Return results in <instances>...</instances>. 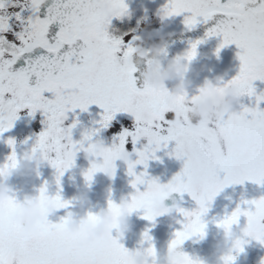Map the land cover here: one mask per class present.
<instances>
[{
    "label": "snow or ice",
    "instance_id": "6c2138e0",
    "mask_svg": "<svg viewBox=\"0 0 264 264\" xmlns=\"http://www.w3.org/2000/svg\"><path fill=\"white\" fill-rule=\"evenodd\" d=\"M113 2L121 9L128 8L125 0ZM45 5L46 15L41 18L39 13ZM261 8H264V0H168L163 6L162 13L166 17L190 13L184 19L188 29L211 22L206 37H222L217 54L225 46L235 44L240 49L237 53L240 68L233 79L241 82L246 97H255L254 106L243 104L235 115L225 116L218 126L210 125L201 135L193 137L170 127L173 114H165L158 97L137 87L133 65L122 69L114 63L115 54L122 51L123 40L108 35L93 37L91 28L98 19L94 0H0V134L13 127L22 110L27 109L30 114L40 110L46 117L45 128L31 151L47 153L45 158L56 169L59 186L65 171L74 165L77 153L89 150L90 143L85 146L84 141H91L101 128H109L117 114H131L134 127H122L116 134L117 142L106 147L100 159L90 162L84 179L91 182L96 173L109 168L114 176L118 152L127 150L131 144L137 158L127 162L128 175L133 177L131 187L135 190L130 196V211L143 210L141 218L154 222L151 201L164 197L169 191L188 193L197 205L192 210H177L183 217H191L187 223L180 222L182 229L174 233L168 244L169 250L181 249L189 231L201 237L206 235L202 217L225 187L245 181L264 185V108L260 106L264 92L257 94L253 85L254 81L264 82V32L256 34L247 30V21ZM25 11L29 13L27 16ZM53 24H58L59 28L50 36ZM200 43L201 40L191 43L189 60L196 55ZM131 51L129 44L123 55ZM20 61L23 63L15 67ZM61 86L63 92L59 90ZM73 92L77 94L72 95ZM45 93H50L52 98ZM90 105L103 110L97 122L100 127L86 132L83 140L74 141L72 128L79 121L65 127L55 114L75 109L87 111ZM146 109L155 119L141 121L140 113ZM233 134L243 138L242 151L232 149L229 138ZM142 139L147 143L137 149L135 146ZM171 141L175 142V147L169 155L182 160L183 166L167 184L149 178L146 171L136 173L137 165L147 169V161L159 159L156 152ZM7 144L13 146L15 141L10 138ZM16 159L13 148L6 162L0 164V175L14 167ZM220 172L225 173L223 179L219 177ZM140 185H144L145 190L141 191ZM37 196L45 218L38 225L39 231L33 234L22 233L9 219L20 204L14 195L0 205V264H7L8 256L16 257L17 264H124L123 258L129 249L121 243L115 225L106 242L92 246L81 258L72 252L62 259L54 258L53 249L77 237L68 236L64 230L71 211L54 222L46 217L44 205L51 202L60 210L69 209L72 202L64 200L59 191L49 196L46 186L39 188ZM242 204L245 207L238 204L230 215L217 222V227L239 223L242 216L249 222L264 219V195L243 200ZM107 206L113 211L118 208L112 199L107 201ZM87 217L90 222L96 220L95 212L88 211ZM254 239L264 245V235ZM247 242H240L238 253L244 251ZM140 245L153 255L159 253L148 229L143 232ZM179 257L178 264H203L184 251ZM223 259L224 264H235L236 254Z\"/></svg>",
    "mask_w": 264,
    "mask_h": 264
},
{
    "label": "clouds",
    "instance_id": "9594fccd",
    "mask_svg": "<svg viewBox=\"0 0 264 264\" xmlns=\"http://www.w3.org/2000/svg\"><path fill=\"white\" fill-rule=\"evenodd\" d=\"M98 19L92 25L91 31L96 36L108 35L110 38L122 39V37L114 36L110 33L113 18L121 19L130 18L131 12L129 8L121 9L115 5L113 0H94ZM166 18L162 13L161 19ZM247 30L250 33L259 34L264 32V8L257 11L254 18L247 21ZM128 35V33H124ZM132 51L127 56L115 54L114 63L119 68H127L132 66L133 56L146 61V70L142 73L143 88L152 96L159 98L162 111L167 114H173L172 120L169 122L170 127L176 130L186 131L193 137L201 135L204 129L210 125H219L225 116L235 115L240 107L244 104L246 92L240 81L233 78L223 81L217 76L213 79H205L199 87L197 94L189 95V88L192 81L188 79L189 73L194 69L192 62L196 59V55L189 60L188 51L177 54L167 59V41L163 36L160 42L145 46V41L141 36L133 35L131 41ZM166 82H173L172 87H168ZM64 91L63 86L59 89ZM76 95L77 93H71ZM70 111L58 112L55 114L56 119L62 124L68 120ZM141 121H151L155 119V115L144 110L140 113ZM232 149L234 151H242L245 147L243 138L233 134L230 138ZM105 144L96 140L90 143L89 150H82L86 158L90 162H95L102 157L105 150ZM44 151L26 152L15 161L14 167L10 168L5 174L0 175V205L5 204L12 191V186L8 183L9 177L16 175L21 178L39 175V169L47 161ZM134 152L128 150H120L117 154L116 161L127 162L133 160ZM89 168V167H88ZM83 170L84 173L88 170ZM109 177L111 168L103 172ZM175 192H167L164 197H156L151 201V212L158 218L162 216H172L173 213L182 208L181 202L173 196ZM170 200L168 204L166 201ZM91 201L87 191H82L77 198L76 206L78 211H71L67 223L65 225V233L70 237H77L71 243L56 247L52 251V256L56 259H62L66 253L72 252L77 258H81L88 250L95 245L106 242L113 225L116 226V234L123 239L125 234L131 230L130 217L134 212L130 211L131 199L124 197L117 203L118 208L113 209L107 206L96 214V220L90 222L85 209L90 206ZM40 201L38 196H27L16 207L15 211L9 216L13 225H15L24 234H33L39 231L38 225L45 216L41 215ZM46 217H50L57 211L55 205L51 202L44 205ZM191 217H184L187 223ZM223 235L216 245V253L210 264H224V257L232 254H239L237 248L240 242L248 239H254L258 235H264V219L257 218L252 221H246L241 227L239 223H231L225 225ZM198 233L189 231V235L185 241L202 239ZM181 249L167 248L166 252L153 255L143 247L129 249L127 255L123 258L124 264H178L179 253ZM7 264H17V258L8 256Z\"/></svg>",
    "mask_w": 264,
    "mask_h": 264
},
{
    "label": "rangeland",
    "instance_id": "374dc122",
    "mask_svg": "<svg viewBox=\"0 0 264 264\" xmlns=\"http://www.w3.org/2000/svg\"><path fill=\"white\" fill-rule=\"evenodd\" d=\"M161 1V0H159ZM168 0H165L167 3ZM18 10V9H17ZM29 13L25 11L24 15L27 16ZM226 82V81H225ZM254 87L256 88L257 94L264 92V82L254 81ZM197 94L193 91L189 95ZM48 98H52L50 93H45ZM10 96V94H9ZM245 103L247 106L255 105V97H245ZM264 108V102L260 105ZM78 115L82 119V125L80 128L84 131L82 133H73L72 139L74 141L83 140L86 132H89L93 129L99 128L97 123L102 118L103 110L97 105H90L87 111H77ZM42 112L38 110L35 114H30L29 110H22L18 115L24 117L31 116V125L29 130L35 133H40L45 128V123L42 120ZM134 117L128 113H119L117 114L115 120L112 122L111 126L107 129H102L105 131H99L100 137H96L91 141H84L85 146L89 143L95 142L96 140L102 141L106 147H111L113 143L117 142L116 134L119 133L123 128L131 129L134 127ZM29 126V125H28ZM67 127L66 124H64ZM32 127V128H31ZM19 133V132H18ZM24 133H19V136L6 135L7 139L4 140V143L0 144V164L6 162L8 156L12 153L13 148L16 152L17 158L19 159L26 152H30L34 146V142L25 143L23 140L20 141V137H23ZM13 139L15 144L9 146L7 144L8 139ZM20 141V143H19ZM146 139H142L135 146L137 149H140L144 144H146ZM175 147V142H169L168 146L161 147L160 150L156 152V156L159 159H149L147 161L148 167L144 168L143 165H137L135 171L137 174L140 172L146 171L149 178L156 179L161 184H167L174 175H176L183 166V161L178 160L175 156L169 155ZM127 150L133 152V146L129 144ZM137 157L133 155V160ZM116 172L112 177L107 176L102 172H98L94 175L93 180L88 182L84 179L83 170H86L89 166V160L86 158L85 153L80 151L77 153L74 165L65 171L64 175L61 177L60 185L56 184V169L53 168L47 161L39 169V175H33L31 177L21 178L16 175L9 177L8 183L12 186L13 191L11 195H14L19 202H23L27 196H37L39 194V188L46 186L47 194L49 196H54L57 191L60 192L61 197L64 200L71 201V207L69 209H60L55 212L54 215L50 216L49 219L54 222L58 220L60 216L66 214L67 211H78L76 206V201L78 196L82 191H87L91 204L88 206L85 211L97 212L101 209L107 208V201L112 199L115 203H119L121 198L127 197L130 198L131 194H134L135 190L131 187V180L133 177L128 175L127 164L122 161H115ZM225 173L220 172L219 177L223 179ZM140 190H145L144 185H140ZM185 202L182 208L186 210H192L197 207L195 201L191 198L188 193H183ZM264 195V185H258L251 181H245L243 184H232L225 187L210 203L208 212L202 217V220L206 224L204 238H214L212 241L214 245H217V242L223 235V229L217 227V222L222 220L226 215H230L231 212L237 207L238 204L241 207H245L242 204L243 200H252L259 198ZM143 210L134 212L130 217L131 230L127 232L124 238L127 237H137L142 236L143 232L148 229L150 230V235L152 237H171L174 238V233L177 230L182 229V222L184 217L175 212L172 216H162L156 218L154 222H149L145 219H142ZM246 217H240L239 225L242 227L246 223ZM115 234V232H114ZM203 239V238H202ZM248 250L246 264H264V245H261L259 242L253 239H248V242L244 245ZM253 248L257 251L253 252Z\"/></svg>",
    "mask_w": 264,
    "mask_h": 264
},
{
    "label": "water",
    "instance_id": "95a60500",
    "mask_svg": "<svg viewBox=\"0 0 264 264\" xmlns=\"http://www.w3.org/2000/svg\"><path fill=\"white\" fill-rule=\"evenodd\" d=\"M39 15L41 17L46 15V5L42 6ZM210 26L211 22L209 24L203 23L187 33L174 35L172 37H165V40L167 41V57L165 58V63L167 59L188 51L190 49L191 43L197 40L202 41V43L197 46L198 55L192 62L194 70L188 75V79L192 81L189 90L199 89L205 79H213L217 76L227 79L234 74H238L239 72L240 61L238 59L237 53L240 51V49H238L235 44H231L222 48L217 54L216 49L221 43L222 37H206V32ZM58 28V24H53L50 26V32L52 29L54 31H58ZM159 42L160 39H156L154 41L148 42L145 46ZM137 59L139 58L134 55L133 66L136 68V72L133 75L136 80L137 87L142 90V73L146 70V61L141 60L140 63H136ZM22 63L23 61L18 62L15 67H19ZM172 83L173 82H166V85L171 88ZM173 196L181 202L182 206L184 203L183 196L178 193H173ZM166 203L170 204L171 201L168 200ZM181 250L186 252L193 259L203 261V264H210L212 259H214V254L216 253V248L196 245L193 243L183 244L181 246ZM235 264H241L237 255Z\"/></svg>",
    "mask_w": 264,
    "mask_h": 264
},
{
    "label": "flooded vegetation",
    "instance_id": "af4514ba",
    "mask_svg": "<svg viewBox=\"0 0 264 264\" xmlns=\"http://www.w3.org/2000/svg\"><path fill=\"white\" fill-rule=\"evenodd\" d=\"M126 4L131 12L130 18H124L123 20L113 18L112 25L110 27V33L117 37H122V51L118 53V55L123 54V50H126V47L131 44L132 36L138 35L141 36L145 41V45L156 39H160L161 36L170 37L182 33H187L191 31L195 27H198L202 23L197 24L194 28L188 29L184 24L185 16L190 13H182L180 15H175L172 17H166L161 19L163 6L166 4L165 0H126ZM17 10V9H15ZM43 18V17H41ZM55 32L52 31L49 35H54ZM124 33H128V35H124ZM80 109H75L74 111H70L68 114L70 115H78L77 111ZM173 238L171 237H153V243L157 248L158 252L163 253L166 252L168 248V244ZM142 240V236L137 237H127L121 239V243L124 244L128 249H134L140 247V241ZM214 238H203L197 240H188L195 242L197 244L207 245L210 247H216L212 242ZM254 250H256L254 248ZM246 247L244 246V251L242 253L237 254L239 262L241 264H246L247 261V253Z\"/></svg>",
    "mask_w": 264,
    "mask_h": 264
},
{
    "label": "trees",
    "instance_id": "16d2710c",
    "mask_svg": "<svg viewBox=\"0 0 264 264\" xmlns=\"http://www.w3.org/2000/svg\"><path fill=\"white\" fill-rule=\"evenodd\" d=\"M244 100H245V98H244ZM243 102L246 105L245 101H243ZM31 120H32L31 116L24 117L22 115H18V119H16L14 121L13 127L11 129H9L8 131L4 132L3 134H0V144H1V142L4 143V140L7 139L5 137L6 135L19 136V133H21V132L24 133V135H23V137H20V139H18V140H20V141L23 140L25 143H28V144L34 142V144H35V142L39 136V133H35V131H33V129H32V132L29 130V127L31 125ZM42 120L43 121L46 120V117L44 116V114H42ZM102 131H104V130H102ZM28 140L30 143L28 142ZM20 141H19V143H20ZM30 145H32V144H30ZM2 146H4V145H2ZM2 146H0V147H2ZM6 147H7V145L4 146V148H6Z\"/></svg>",
    "mask_w": 264,
    "mask_h": 264
}]
</instances>
